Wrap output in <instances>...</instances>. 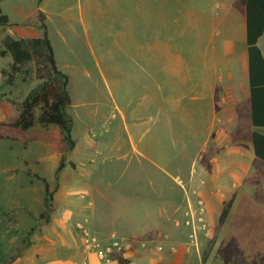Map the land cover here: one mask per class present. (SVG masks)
Returning <instances> with one entry per match:
<instances>
[{
	"label": "rangeland",
	"instance_id": "obj_1",
	"mask_svg": "<svg viewBox=\"0 0 264 264\" xmlns=\"http://www.w3.org/2000/svg\"><path fill=\"white\" fill-rule=\"evenodd\" d=\"M2 7L11 22L0 33V121L15 120L39 83L34 72L26 81L19 75L14 84L6 82L2 69L12 57L1 54L2 39L37 35L40 7L59 68L70 77L76 140L58 176L62 153L49 142L0 139L5 257L23 248L13 264H78L85 250L100 264H118L89 247L83 223L98 242L133 237L126 239L134 245L126 251L130 264H144L137 251L145 249L146 264H205L220 213L213 218L201 192L225 193L217 173L206 171L215 157L217 172L222 156L214 111L229 118L233 106L244 103L248 85L242 0H2ZM245 109L248 119L244 113L237 129L248 132L250 106ZM90 134L95 148L86 145ZM255 161L239 168L264 180V164ZM222 176L242 178L247 188L210 264H264V188L234 169ZM46 184L53 192L48 222L38 220ZM189 198L195 205L203 199L207 208L206 228L190 249L184 225ZM32 227L30 242L23 243ZM159 231L172 235L162 233L155 243ZM142 243L147 248L137 247Z\"/></svg>",
	"mask_w": 264,
	"mask_h": 264
},
{
	"label": "trees",
	"instance_id": "obj_2",
	"mask_svg": "<svg viewBox=\"0 0 264 264\" xmlns=\"http://www.w3.org/2000/svg\"><path fill=\"white\" fill-rule=\"evenodd\" d=\"M246 7V33L248 52V74L251 96L252 120L257 127H264V54L258 45L264 34V0H242ZM42 0H39V4ZM39 33L30 37H14L6 35L2 39V55L10 54L12 62L2 69L8 84H14L19 75L26 81L35 73L39 83L30 91L19 105V114L15 120L0 121V139H13L28 144L32 141H47L62 156L57 167V175L66 167L67 155L76 146L73 137L74 117L70 111L72 97L68 90L69 74L62 71L57 63L55 48L50 37L46 12L40 7L36 13ZM10 16L3 11L0 0V33L3 26L10 24ZM31 64L33 65L31 67ZM255 155L264 161V132L253 133ZM74 166L73 162H70ZM53 192L46 184L45 210L39 214L38 220L48 222L53 211ZM234 199L224 202L218 224L215 227L213 240L223 229ZM35 227L27 233L29 241ZM214 244V242H213ZM212 249V248H211ZM210 252V251H209ZM23 254L18 253L5 257L0 249V264H13ZM208 255V252H207ZM205 254V256L207 257ZM113 260L118 264H130L126 254L116 253Z\"/></svg>",
	"mask_w": 264,
	"mask_h": 264
},
{
	"label": "crops",
	"instance_id": "obj_3",
	"mask_svg": "<svg viewBox=\"0 0 264 264\" xmlns=\"http://www.w3.org/2000/svg\"><path fill=\"white\" fill-rule=\"evenodd\" d=\"M245 13H246V7H245ZM10 21H11V19H10ZM258 45L260 46V48L262 49L263 54H264V34L259 39ZM56 59H57V57H56ZM247 76H248V85H247V91L245 94L244 103L242 105H238V104L234 105L233 110H232V115L229 118L228 117L220 118L218 116V113H220L221 111L220 112L218 110L214 111V113L216 112L214 115L215 121H218V123L220 124L219 130H217L216 139H218L217 146L219 147V150H221L222 156H221V158H218V162L220 161V163H219V169L217 172H216V169L212 166V163L216 160L215 157L210 159L209 167L211 169L206 170V171L207 172L210 171L211 173H214V174L217 173L218 176H215V177H218V181L220 183L219 186H221L219 188L224 190L225 193H224V195L221 194V196L218 195V193H214L213 195H211L209 193V189L205 192L202 191L201 193L208 199L209 212L213 216V218L217 212L220 213V215H221L225 201L233 198L234 202H233L229 217H228L223 229L221 230L218 237L216 238L214 246H213L210 254L208 255V258H207L205 264H210L212 262V259L215 256V253L218 249L219 243H220L223 235L225 234L227 228L229 227V224L231 223V221L233 219L234 212L236 211V207H237L238 202L240 200V196L245 192V190L247 188L245 185L246 180H242V178H240L239 181L238 180H233V181L228 180V179H226V177L222 176V172H226V168H230L231 170L234 169L237 174H243L244 177H246L247 174H250L251 179L254 178V180L259 184V188H256V189L264 188L263 187L264 186V180L261 179L259 173L258 174L257 173L251 174V173H249V171L247 173L246 172L243 173V171L239 168V167L245 166L246 162H250V163L252 161L256 162L255 160H258V161L260 160V162H263V164H264V161L259 159L255 155L254 146H253V133H254V131L258 130L260 132H264V127L255 126L253 124V120H252V107H251V96H250L249 74H248V52H247ZM246 106H247V109L250 106V113H248V114H249V119H250V123H251V128L249 129L248 132L243 131V129H241V127H239V126L237 129V124H241L243 122L242 118L244 116V113H245V115L247 114V110L245 109ZM246 117H247V115H246ZM247 119H248V117H247ZM212 131H213V128H211V136H213ZM90 136L88 135V137H86V139L90 140V143L87 142L86 145L95 148L98 143L96 142L95 137H93L91 134H90ZM209 167H207V168H209ZM246 171H247V169H246ZM179 181H181V180H179ZM217 184H218V182L215 183V185H217ZM182 185H183V188L188 193L187 196H190L189 195L190 192L188 190L190 188L188 187V185L185 182H183ZM81 189L83 192H85L88 195V197L91 196L90 186L85 185ZM90 204H93V202L90 201ZM87 220H89V218H87ZM178 223H179V221L176 222V224H178ZM113 233H115V232H113ZM162 233L170 234V237L172 235V233H169V232L159 231L156 234H154V236H153V237H155V239L158 240L155 243L161 241L160 235ZM94 236L101 238V240L104 239V236L100 235V234L99 235L94 234ZM122 238L123 239H131L133 237L122 236ZM171 241L178 243V242L182 241V239L181 240H177V239L172 240L171 239ZM137 252L139 253V257H137V259H139V262H143L144 264H146L145 262L148 259L147 258L148 255L146 252H148V251L145 249V250H138ZM131 256L132 255L130 254V258H131ZM80 257L82 258V260H80V262L78 264H100V260H98V256L95 253H86L84 250ZM175 262H176V264H178L177 260H175ZM175 262H172V263H175ZM163 264H165V263H163Z\"/></svg>",
	"mask_w": 264,
	"mask_h": 264
},
{
	"label": "built area",
	"instance_id": "obj_4",
	"mask_svg": "<svg viewBox=\"0 0 264 264\" xmlns=\"http://www.w3.org/2000/svg\"><path fill=\"white\" fill-rule=\"evenodd\" d=\"M188 211L186 212V218L184 220V225L189 229V244L188 248L190 249L193 245H198L199 234L203 232L206 228V202L203 199H199L197 205L194 204L192 198H189ZM79 227L83 229L87 236V242L89 247H97L98 253L101 258L110 262L113 260V255L116 253H123L128 250H131L134 245L131 241H128L123 238H119L115 235L112 236L111 241H106L105 243L98 242L92 234L85 229L83 223H78ZM137 247L143 249L147 248L146 244H139ZM161 249V247L159 248Z\"/></svg>",
	"mask_w": 264,
	"mask_h": 264
}]
</instances>
